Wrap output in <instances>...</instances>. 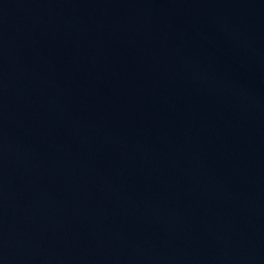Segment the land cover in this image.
Masks as SVG:
<instances>
[{
    "label": "water",
    "instance_id": "water-1",
    "mask_svg": "<svg viewBox=\"0 0 264 264\" xmlns=\"http://www.w3.org/2000/svg\"><path fill=\"white\" fill-rule=\"evenodd\" d=\"M0 264H264V0H0Z\"/></svg>",
    "mask_w": 264,
    "mask_h": 264
}]
</instances>
